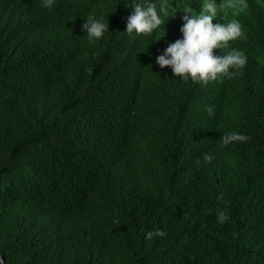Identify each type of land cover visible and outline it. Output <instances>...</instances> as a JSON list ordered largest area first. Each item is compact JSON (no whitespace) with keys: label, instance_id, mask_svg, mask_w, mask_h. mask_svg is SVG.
I'll use <instances>...</instances> for the list:
<instances>
[{"label":"trees","instance_id":"16d2710c","mask_svg":"<svg viewBox=\"0 0 264 264\" xmlns=\"http://www.w3.org/2000/svg\"><path fill=\"white\" fill-rule=\"evenodd\" d=\"M200 2L167 0L178 11ZM131 3L0 0V256L264 264V0L218 11L213 23L237 19L244 37L213 54L235 47L247 62L206 84L155 63L182 13L129 35ZM90 14L109 28L91 43ZM228 132L249 138L224 145ZM156 229L166 235L145 238Z\"/></svg>","mask_w":264,"mask_h":264},{"label":"clouds","instance_id":"9594fccd","mask_svg":"<svg viewBox=\"0 0 264 264\" xmlns=\"http://www.w3.org/2000/svg\"><path fill=\"white\" fill-rule=\"evenodd\" d=\"M55 0H40V6L52 10ZM128 6V5H126ZM134 11L127 17L124 33L135 36H151L160 28L169 16L175 17L177 12L182 13V24L179 28L180 38L171 42L164 48L163 53L157 55L155 63L163 69L169 66L174 76L181 81L192 83H207L216 80L219 76L231 78L234 72L242 68L247 57L240 49L232 47L224 55H214V49L229 47V42H235L244 37L241 24L237 19H229L226 23H213L218 11L226 13L232 10L235 15L237 10L247 7L246 0H201L199 12L194 11L189 5H182L181 10L169 7L167 0H132ZM89 43L101 39L109 30L108 23L94 15L84 18L81 25ZM165 36L164 34L160 38ZM232 69L233 71H229ZM248 136L238 132H228L222 136V143L228 145L232 142H244ZM205 162L210 157L204 156ZM199 163V161H197ZM218 196L217 199H221ZM228 219L225 211H217L216 220L223 223ZM166 233L160 229L145 233L146 239L163 237Z\"/></svg>","mask_w":264,"mask_h":264},{"label":"water","instance_id":"95a60500","mask_svg":"<svg viewBox=\"0 0 264 264\" xmlns=\"http://www.w3.org/2000/svg\"><path fill=\"white\" fill-rule=\"evenodd\" d=\"M0 259H1L2 263L5 264L1 256H0Z\"/></svg>","mask_w":264,"mask_h":264}]
</instances>
